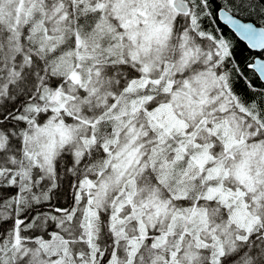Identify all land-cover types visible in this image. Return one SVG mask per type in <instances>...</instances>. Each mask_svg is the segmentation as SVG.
<instances>
[{"label":"snow or ice","instance_id":"obj_1","mask_svg":"<svg viewBox=\"0 0 264 264\" xmlns=\"http://www.w3.org/2000/svg\"><path fill=\"white\" fill-rule=\"evenodd\" d=\"M0 264H264V0H0Z\"/></svg>","mask_w":264,"mask_h":264},{"label":"trees","instance_id":"obj_2","mask_svg":"<svg viewBox=\"0 0 264 264\" xmlns=\"http://www.w3.org/2000/svg\"><path fill=\"white\" fill-rule=\"evenodd\" d=\"M225 33H226V35L231 36L230 34L227 33V31H225ZM232 38L237 43V59L243 60L244 58H246L252 54V52L249 49H247V47L243 43L238 41L234 36H232Z\"/></svg>","mask_w":264,"mask_h":264},{"label":"bare ground","instance_id":"obj_3","mask_svg":"<svg viewBox=\"0 0 264 264\" xmlns=\"http://www.w3.org/2000/svg\"><path fill=\"white\" fill-rule=\"evenodd\" d=\"M225 31H227L228 34H230L231 36H234L238 41H240L232 32L231 30H229L227 27H225ZM226 34V33H225ZM241 43H243L245 46L246 44L242 41H240ZM247 47V46H246ZM248 49V48H247ZM251 51V50H250ZM252 52V51H251Z\"/></svg>","mask_w":264,"mask_h":264},{"label":"water","instance_id":"obj_4","mask_svg":"<svg viewBox=\"0 0 264 264\" xmlns=\"http://www.w3.org/2000/svg\"><path fill=\"white\" fill-rule=\"evenodd\" d=\"M239 39V37H237ZM243 42V41H242ZM245 43V42H244ZM246 44V43H245ZM252 51V50H251Z\"/></svg>","mask_w":264,"mask_h":264}]
</instances>
